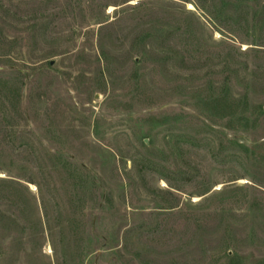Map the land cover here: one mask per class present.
<instances>
[{"label": "rangeland", "instance_id": "374dc122", "mask_svg": "<svg viewBox=\"0 0 264 264\" xmlns=\"http://www.w3.org/2000/svg\"><path fill=\"white\" fill-rule=\"evenodd\" d=\"M0 264H264V0H0Z\"/></svg>", "mask_w": 264, "mask_h": 264}]
</instances>
